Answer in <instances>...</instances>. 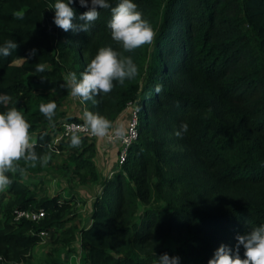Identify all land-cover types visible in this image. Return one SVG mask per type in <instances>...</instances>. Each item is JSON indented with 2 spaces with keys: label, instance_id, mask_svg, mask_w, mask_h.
<instances>
[{
  "label": "trees",
  "instance_id": "obj_1",
  "mask_svg": "<svg viewBox=\"0 0 264 264\" xmlns=\"http://www.w3.org/2000/svg\"><path fill=\"white\" fill-rule=\"evenodd\" d=\"M107 2L88 32H65L53 22L56 0H0V45L18 44L0 56V94L11 97L0 112H22L38 156L66 151L68 180L98 182L94 138L52 145L62 119L49 121L41 106L53 102L56 110L70 93L66 69L80 63L81 78L100 48L130 57L138 69L95 96L97 103L84 102L111 122L127 101L138 109L137 137L120 166L99 180L88 224L72 221V191L40 192L27 180L40 162L21 160L26 175L7 173L12 182L0 190V264H31L43 241L39 264H64L75 240L83 264H158L164 253L180 264H208L222 244L234 249L237 235L264 225V0H132L155 32L153 43L132 51L112 39L108 23L119 0ZM71 6L77 18L88 10L78 0ZM183 123L188 131L177 137ZM18 209L43 214L14 219Z\"/></svg>",
  "mask_w": 264,
  "mask_h": 264
},
{
  "label": "clouds",
  "instance_id": "obj_2",
  "mask_svg": "<svg viewBox=\"0 0 264 264\" xmlns=\"http://www.w3.org/2000/svg\"><path fill=\"white\" fill-rule=\"evenodd\" d=\"M76 0H56L54 4V24L65 32H88L94 21L99 18V9L109 8L107 0H78L81 7L88 8L77 18L74 8L71 6ZM112 17L108 23L111 29L112 39L121 44L125 51H132L144 44H151L155 39V32L151 25L142 18V13L137 11V6L132 0H119V3L111 8ZM18 19L23 15L16 14ZM83 23H74L75 20ZM18 48L16 41L6 40L0 45V56H10ZM36 50L32 49L29 56L35 55ZM45 65L38 63L37 72H43ZM138 74L137 66L130 57L121 58L111 47H103L87 65V69L77 79L76 73H68L66 77V88L70 89V95L79 98L82 102L92 100L97 103L95 96L101 93L107 94L112 91L114 81L123 84L126 79H132ZM159 86L157 91H159ZM11 97L7 94H0V104L7 106ZM56 105L49 102L41 106L42 114L51 121L55 115ZM85 127L93 135L100 137L108 136L113 130L112 122L99 114L85 110ZM31 125L24 115L16 107H10L6 112H0V190L11 184L7 173L26 175V169L18 167V162L24 160L31 162L35 167L39 161L46 165L48 155L38 156L35 151V144L30 135ZM188 131L187 123H183L179 131L175 133L181 137ZM116 134H120L116 130ZM81 140L78 136H72L71 144L78 147ZM235 248L221 245L208 261V264H264V225L253 228L245 235H237ZM241 246L244 249L243 257L240 256ZM158 264H180L179 256H169L164 253L159 257Z\"/></svg>",
  "mask_w": 264,
  "mask_h": 264
},
{
  "label": "rangeland",
  "instance_id": "obj_3",
  "mask_svg": "<svg viewBox=\"0 0 264 264\" xmlns=\"http://www.w3.org/2000/svg\"><path fill=\"white\" fill-rule=\"evenodd\" d=\"M72 35L76 37V34L74 35L73 32ZM19 60L20 59L17 58L15 62H19ZM77 66L78 70L73 67L67 68L65 72V77H67L68 73L74 72L77 75V79H80V75H78L80 74V63H78ZM101 95L103 96L102 93ZM85 110L88 111L87 105L82 102L79 98L72 97L69 93L68 96L64 98L57 106L53 119H55L56 121H60L65 116L69 115L75 116L78 119H84L83 114ZM121 119L118 120V123H116L118 129L120 127L118 126V124L121 123L119 122L121 121ZM114 124L115 123L112 122V125ZM30 135L33 139V134ZM60 139L65 138L58 137L54 134L53 138H51L50 143L52 145H55ZM94 147L101 154L99 159H96L95 155H93L96 162L99 163L101 160H107L110 166H113L114 168L117 167L115 161V143H107L103 137L96 136ZM46 155L49 156L48 163L46 165H41V163H39L40 170L28 172L27 180L31 182L30 184L34 183V186L36 188H39L40 192H43L48 195L53 194L55 192H59L60 195H67L68 192L72 191L73 194H75L76 199V203L74 204L75 213L72 221L77 226L86 224L89 221L88 215L91 209V200L99 188V182H87L81 184L78 183L75 179L68 180V177L70 176L69 169L64 165L66 163V151H59L56 148H50V151ZM98 165L101 166L100 163ZM69 186H71L72 188L69 189ZM173 243V240H171V242H168L167 248L169 250L172 249L171 244ZM73 245L75 250L70 254L63 255L64 264H83V247L80 246L76 240L73 242ZM46 246L47 242L43 241L33 247L32 258L30 260L31 264H39L40 258L42 257Z\"/></svg>",
  "mask_w": 264,
  "mask_h": 264
},
{
  "label": "built area",
  "instance_id": "obj_4",
  "mask_svg": "<svg viewBox=\"0 0 264 264\" xmlns=\"http://www.w3.org/2000/svg\"><path fill=\"white\" fill-rule=\"evenodd\" d=\"M137 106L132 101H127L124 108L120 111V114H125L124 126L120 129L116 125H113V130L110 131L108 136H104V140L107 143H115V161L117 167L123 162L127 148L136 139L138 134V114ZM58 132L55 134L58 137L68 138L72 136L85 135L89 138H94L97 135H93L90 130L85 127L84 119H62L59 124ZM116 130H119L120 134H116ZM41 209H18L14 213V219L26 218L30 220H36L42 216ZM41 235L44 232H40Z\"/></svg>",
  "mask_w": 264,
  "mask_h": 264
},
{
  "label": "crops",
  "instance_id": "obj_5",
  "mask_svg": "<svg viewBox=\"0 0 264 264\" xmlns=\"http://www.w3.org/2000/svg\"><path fill=\"white\" fill-rule=\"evenodd\" d=\"M123 120H122V119ZM121 119V121H119V122H121L120 124H118V126H120L119 128H122L123 126H124V123H125V114H118L117 115V117L114 119V125H117L116 123H118V120H120ZM117 121V122H116ZM94 143H95V137H94ZM93 155H95V158L96 159H99L100 158V152H98V150L97 149H95L94 148V153H93ZM92 159H93V162H94V164H95V167H96V171H97V174H98V182H99V180L101 179V178H103V177H106V176H110L111 175V173H112V171L115 169L113 166H110L109 164H108V161L107 160H105V161H103V160H99L100 162V164H101V166L100 165H98L99 163L98 162H96L95 161V159H94V156H92ZM99 170V171H98ZM101 172V173H100ZM102 174V175H101ZM97 192H98V190H97ZM89 222V221H88ZM88 222L86 223V224H88Z\"/></svg>",
  "mask_w": 264,
  "mask_h": 264
}]
</instances>
